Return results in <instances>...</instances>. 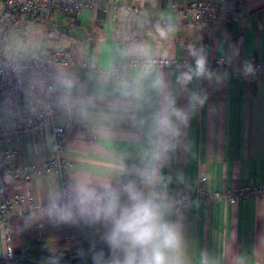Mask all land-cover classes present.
<instances>
[{
    "label": "crops",
    "instance_id": "1",
    "mask_svg": "<svg viewBox=\"0 0 264 264\" xmlns=\"http://www.w3.org/2000/svg\"><path fill=\"white\" fill-rule=\"evenodd\" d=\"M140 1L147 9L138 17L122 19L120 24H114L109 16H104V23L99 26L98 15L90 10H83L72 24L58 14L34 23L24 16H17L2 41L4 56L22 62L46 56L55 47H60L71 68L56 69L54 76L58 70L70 72L84 91H91L100 78L89 69L88 62L92 60L102 70H107L118 59V48L130 38L147 41L161 59L171 53L170 61L180 64L194 65L188 54L189 44L203 47L208 61L226 58L235 66L252 60L264 62V0H243L232 19L220 18L212 26L181 22L182 28L171 43L161 41L152 30L159 17L158 6H153L151 0ZM173 1L186 5L195 0ZM48 31L54 32L55 41L45 38ZM178 70L184 69L180 66L163 71L174 83ZM219 73H227V78L219 85L205 80L189 85L206 92L208 100L185 129L184 143L190 145L191 150L179 147L163 169V174L171 177L169 192L176 197L195 196L198 173L207 175V187L212 192L264 184V76L245 77L229 70ZM25 82L37 91L42 90L38 77L26 76ZM177 103L180 106L187 103L183 93L178 96ZM53 110L51 125L65 131L63 157L70 168L65 174L31 178L29 189L38 204H46L49 188L64 185L70 172L88 156L76 144L78 137L88 138L86 129L68 120L55 105ZM51 125L44 127L40 137H31L20 145L7 144L8 148L17 147L20 151L17 165L28 161L42 163L55 157ZM103 147L105 151L111 150L109 145ZM95 158L106 159L101 155ZM178 172H183L184 183L176 181ZM181 211L183 231L193 254L205 250L218 253L227 248L229 255L251 256L264 242V197L249 198L236 205L214 204L211 207L191 202ZM4 236V227L0 225V259H4L7 246ZM251 264H256L255 260Z\"/></svg>",
    "mask_w": 264,
    "mask_h": 264
},
{
    "label": "clouds",
    "instance_id": "2",
    "mask_svg": "<svg viewBox=\"0 0 264 264\" xmlns=\"http://www.w3.org/2000/svg\"><path fill=\"white\" fill-rule=\"evenodd\" d=\"M158 6L160 0H151ZM182 15L161 10L152 26L155 35L171 43L181 30ZM194 60L169 81L155 48L130 38L118 48V59L101 74L91 91H84L70 72L58 70L51 91L54 104L68 120L82 125L88 138L78 137L77 147L87 158L74 168L64 185L46 193V204L29 211L26 224L47 219L55 224L99 226L108 247L94 252L93 264H264V242L249 255L193 254L183 231L182 201L170 194L171 177L163 174L176 150L183 146L185 129L204 107L206 92L190 88L205 80L217 85L227 73L214 72L203 47L188 45ZM167 63L171 53L164 57ZM179 69V66H178ZM245 62L241 75L255 74ZM183 93L187 103L178 105ZM83 140V142H81ZM104 145L111 147L104 150ZM101 155L106 159L98 160ZM12 177L5 175L4 182ZM176 181L184 183L183 172ZM175 217V219H173ZM62 254L52 250L45 264H61Z\"/></svg>",
    "mask_w": 264,
    "mask_h": 264
},
{
    "label": "built area",
    "instance_id": "3",
    "mask_svg": "<svg viewBox=\"0 0 264 264\" xmlns=\"http://www.w3.org/2000/svg\"><path fill=\"white\" fill-rule=\"evenodd\" d=\"M243 0H221L213 3L211 0H195L186 5H178L173 0H160L158 10L174 9L182 15V23L188 25L212 26L220 18L232 19ZM147 7L140 0H0V225L4 227L7 243L3 258L13 259L10 245L9 225L12 219L28 215L29 211L37 209L41 204L35 201L29 189L30 180L34 176L46 174H65L70 168L63 157L64 129L51 125L55 93L51 91L54 71L70 69L71 63L60 47H55L48 55L22 62L11 61L4 56L2 41L8 27L13 22L14 15L24 16L28 22L34 23L55 14L63 16L69 24L75 22L83 10H90L97 15L109 16L114 24H120L122 19L138 17ZM45 38L55 41L53 31H48ZM254 68L252 76H264V62L248 61ZM185 63L161 59L162 70L174 69ZM89 69L98 77L102 70L94 61L88 62ZM214 72L233 71L241 75L243 64L233 65L226 58L208 61ZM26 76H35L42 82V90L37 91L31 84L25 82ZM51 125L55 141V157L42 163L25 162L16 164L20 155L17 147L8 148V143L20 145L31 137H40L44 127ZM5 175H10L12 181L4 182ZM208 177L205 173L197 175L195 196H179L182 201L181 210L191 202H201L208 207L214 204L236 205L249 198L264 197V184L259 187H241L221 192H212L207 187Z\"/></svg>",
    "mask_w": 264,
    "mask_h": 264
},
{
    "label": "trees",
    "instance_id": "4",
    "mask_svg": "<svg viewBox=\"0 0 264 264\" xmlns=\"http://www.w3.org/2000/svg\"><path fill=\"white\" fill-rule=\"evenodd\" d=\"M17 16L21 15L12 18L15 20ZM97 22L101 26L104 15H98ZM24 217L10 221L13 259H0V264H45L52 254L51 244L56 247L57 254H62L61 264H93L94 252L103 250L108 254V247L101 239L103 229L99 226L55 224L47 219L26 224ZM69 248L71 253L65 254Z\"/></svg>",
    "mask_w": 264,
    "mask_h": 264
},
{
    "label": "rangeland",
    "instance_id": "5",
    "mask_svg": "<svg viewBox=\"0 0 264 264\" xmlns=\"http://www.w3.org/2000/svg\"><path fill=\"white\" fill-rule=\"evenodd\" d=\"M53 249L56 250V247L54 246V244H51L50 245V250L52 251ZM70 253H71V249L70 248L69 249H66L65 254H70Z\"/></svg>",
    "mask_w": 264,
    "mask_h": 264
}]
</instances>
